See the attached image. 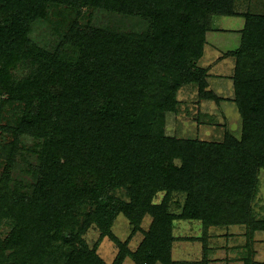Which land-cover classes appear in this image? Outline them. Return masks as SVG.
I'll return each mask as SVG.
<instances>
[{
    "label": "trees",
    "instance_id": "obj_1",
    "mask_svg": "<svg viewBox=\"0 0 264 264\" xmlns=\"http://www.w3.org/2000/svg\"><path fill=\"white\" fill-rule=\"evenodd\" d=\"M237 0H0V97L18 112L1 124L12 140L0 145L6 170L0 177V264H107L83 235L96 225L111 231L120 214L145 239L130 253L121 243L114 264L130 255L137 264H174L173 228L178 219L201 221L208 249L212 227L245 226V244L264 231L253 212L264 170V13L238 12ZM58 8L60 40L54 52L30 38L32 24ZM62 9V10H60ZM134 18L143 31L82 23L85 10ZM242 16L232 76L242 128L221 141L179 139L163 130L176 112L177 93L196 84L201 99H216L204 56L213 16ZM64 25V27H63ZM36 140L33 147L21 136ZM31 184L11 178L18 153ZM165 192L161 203L154 201ZM174 192L186 194L182 212L170 213ZM205 260V259H204ZM201 264H206V260Z\"/></svg>",
    "mask_w": 264,
    "mask_h": 264
},
{
    "label": "rangeland",
    "instance_id": "obj_2",
    "mask_svg": "<svg viewBox=\"0 0 264 264\" xmlns=\"http://www.w3.org/2000/svg\"><path fill=\"white\" fill-rule=\"evenodd\" d=\"M58 8H51L48 17L38 19L32 24L30 33L31 40L39 47L48 52H54L59 44L60 22L64 24V17L56 16ZM62 10V9H60ZM236 11L264 13V0H237ZM245 19L242 16H213V30L207 36L204 56L197 62L199 67L205 68L207 73L208 90L212 91L216 99H201L198 95V87L196 84H187L183 86L177 93L178 106L176 112H167L163 130L167 136L179 139H191L201 141H221L225 133L229 132L235 137H240L242 120L240 118L237 106L234 102V85L232 76L235 68V58L226 57L229 50H233L239 46L241 33L239 28L244 27ZM82 23L86 22L91 25L102 27H117L121 30L143 31L146 29V22L137 21L134 18H125L116 14L103 10H85L82 16ZM64 27V25H63ZM220 28V29H219ZM225 29V30H223ZM13 107L0 97L1 124L15 123L18 118V112L13 113ZM12 140V136L0 130V145H4ZM22 144L26 147H33L36 140L29 136H21ZM16 161L10 170L11 178L14 181L23 184H31L32 177L26 172L28 163H34L35 158L27 152H20L15 157ZM6 161L0 156V177L6 170ZM259 191L253 201V212L255 216L264 218V170L260 173ZM165 198V192H158L154 201L161 203ZM186 199L185 193L174 192L170 195L169 212L176 215L180 214ZM152 218L146 216L140 225V229L133 232V225L122 214L118 215L114 220L111 231L121 243L127 244L130 253L137 251L138 247L145 239V232L148 231ZM10 232L8 222L0 226V240L4 239ZM217 235L220 239L214 244L228 247H238L240 253L234 255L232 263L243 264L246 257H250L249 250L246 247V227L245 226H222L212 227L209 234ZM203 235V227L201 221H190L178 219L173 228V236L175 243L172 251L174 257L185 252L186 247L191 250L190 243H194ZM224 236V237H221ZM235 237V238H231ZM83 238L90 247H96L98 255L107 263L114 264L120 252V245L115 241L103 235L96 225L85 232ZM253 246L251 252L254 261L264 263V231H256L252 238ZM235 242V243H233ZM201 243V242H200ZM199 243V244H200ZM193 250L198 249L200 245L195 243ZM217 246V245H216ZM237 248V249H238ZM198 251H195L197 253ZM198 255V254H196ZM214 255V254H213ZM219 255H228L232 259L230 251L226 253L224 248ZM186 257V256H185ZM179 263H188L183 258ZM173 258V257H172ZM191 258V257H190ZM191 263H197L195 258H191ZM203 262V260H200ZM227 262V260H224ZM121 264H137L133 257L128 255Z\"/></svg>",
    "mask_w": 264,
    "mask_h": 264
},
{
    "label": "crops",
    "instance_id": "obj_3",
    "mask_svg": "<svg viewBox=\"0 0 264 264\" xmlns=\"http://www.w3.org/2000/svg\"><path fill=\"white\" fill-rule=\"evenodd\" d=\"M242 28L243 27L239 28V32H240V30ZM223 30H225V29H223ZM205 50H207V49H205ZM209 232H210V230H209ZM219 237L217 235H214L213 236L210 233V238L207 241L208 249L206 251L203 250V244H202V242L200 240H197V241H195L193 243V244L198 243V245H200V247H198L197 250L196 249L193 250V246H191V245H193L192 243H190L191 245L189 246V248L191 250H188L186 247H183V248H185V252L184 251L182 252V256H183V254H184V257L186 256L183 259L184 260H187L188 263H182V264H201V261L200 260H204V259L206 260V264H234V263H232V260L234 259L233 257L237 253H240L241 249L238 248V247H234V248L231 247V246L230 247H228V246H226V247L224 246L223 247L221 245L214 244V242H217L220 239ZM221 237H224V236H221ZM231 238H235V237H231ZM235 239H238V238H235ZM233 243H235V242H233ZM223 248L226 251V253L228 251H230L232 259L229 258L228 255H225V257H223V255H219V252H221V250ZM195 251H198V252L195 253ZM196 254H198V255H196ZM178 256L179 257H174V252L172 251V257H173L172 259L175 262H177V263H174V264H181L178 261L181 260L182 256H181V254L178 255ZM190 257L191 258H195V260H196L197 263H191L190 261H193V260ZM225 259L227 260V262L224 261Z\"/></svg>",
    "mask_w": 264,
    "mask_h": 264
}]
</instances>
